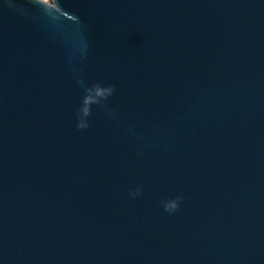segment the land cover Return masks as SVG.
<instances>
[{
    "label": "water",
    "instance_id": "1",
    "mask_svg": "<svg viewBox=\"0 0 264 264\" xmlns=\"http://www.w3.org/2000/svg\"><path fill=\"white\" fill-rule=\"evenodd\" d=\"M0 264H264V0H0Z\"/></svg>",
    "mask_w": 264,
    "mask_h": 264
},
{
    "label": "clouds",
    "instance_id": "2",
    "mask_svg": "<svg viewBox=\"0 0 264 264\" xmlns=\"http://www.w3.org/2000/svg\"><path fill=\"white\" fill-rule=\"evenodd\" d=\"M115 92L114 85H103L101 83H96L91 86L85 87V92L83 99L81 101V106L78 109V122L77 128L79 130H84L89 127L88 118L91 115L92 105L99 104L102 100H107L108 97L112 96ZM142 192L141 187H137L134 191L130 192L129 195L132 198L140 195ZM183 197L177 196L175 199L168 201H162L164 210L171 213L175 212L179 208V201Z\"/></svg>",
    "mask_w": 264,
    "mask_h": 264
}]
</instances>
